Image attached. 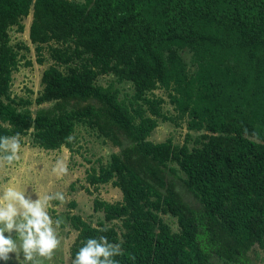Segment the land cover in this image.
<instances>
[{"label":"trees","instance_id":"trees-1","mask_svg":"<svg viewBox=\"0 0 264 264\" xmlns=\"http://www.w3.org/2000/svg\"><path fill=\"white\" fill-rule=\"evenodd\" d=\"M31 11L36 63H50L34 100L11 92L32 62L10 31ZM159 123L183 142L149 140ZM78 126L119 149L81 188L111 184L122 198L95 197V225L66 215L70 264L100 236L121 246L119 264H260L250 254L264 249V0H0V136L72 151Z\"/></svg>","mask_w":264,"mask_h":264},{"label":"rangeland","instance_id":"rangeland-1","mask_svg":"<svg viewBox=\"0 0 264 264\" xmlns=\"http://www.w3.org/2000/svg\"><path fill=\"white\" fill-rule=\"evenodd\" d=\"M31 17H27L22 21L24 31L17 33L15 30L10 31L11 44L15 45L23 43L28 47L27 52H23L27 60H31L32 65L26 66L22 60L19 69L13 73L12 96L26 98L27 96L34 100L37 94L42 89L40 80L44 69L48 67V63L38 65L34 45L29 41L28 30ZM184 56V55H183ZM185 57V56H184ZM109 78H104L100 81L101 84H106ZM122 93L129 94L131 91L128 85H116ZM158 93V92H157ZM161 93V92H160ZM159 93V94H160ZM51 105L44 104L41 106L31 105L32 113L39 109H47ZM185 131L175 128L170 123H159L158 127L152 132L149 140L153 142H163L167 138H172L175 144L182 143ZM75 144L73 150L62 147L57 151H44L30 145V138L24 137L21 140V150L19 160L11 167L5 166L0 169V194L5 188L12 187L18 191L25 193V198H30L35 201L40 195L54 196L56 193L63 195L64 200L54 199L53 207L49 209V214L53 221L57 219L51 213L55 211V215L60 221L57 227L58 237L61 241L59 247L53 252L50 259L37 257L41 264H70L69 247L76 237V233L71 230L66 215H78L83 220L97 224L102 219V214L94 212L93 200L95 197L103 201L113 203L120 201L122 194L119 189L114 188L111 184L101 185L99 190L93 195H88L81 188L87 187L86 172L88 169L97 168L99 164H106L112 153H118L119 149L111 146L110 143H104L102 138H98L96 134L84 126L76 127ZM57 159H65L68 172L63 176H56L52 172ZM38 192V193H37ZM75 202V207L70 208L69 203ZM175 230L174 220L167 219ZM55 226V225H54ZM9 234L6 232L5 236ZM12 236L19 243V238L13 232ZM250 256L257 259L260 264H264V249L255 246ZM7 261L0 259V264H32L30 261H25L22 250L9 253Z\"/></svg>","mask_w":264,"mask_h":264},{"label":"clouds","instance_id":"clouds-1","mask_svg":"<svg viewBox=\"0 0 264 264\" xmlns=\"http://www.w3.org/2000/svg\"><path fill=\"white\" fill-rule=\"evenodd\" d=\"M21 146L18 133L0 136V169L11 167L19 160ZM52 172L58 177L65 175L68 172L66 160L57 159ZM54 199L63 201L64 197L60 193L54 196L38 193V199L33 201L25 198L24 192L5 188L0 194V259L7 261L9 253L20 250L25 261L32 264H41L37 257L51 258L61 243L57 232L60 221H53L49 214ZM6 232L8 236H5ZM13 232L18 236L19 243L13 238ZM122 254L121 246L105 236L88 238L77 251L72 264H119L115 257Z\"/></svg>","mask_w":264,"mask_h":264},{"label":"water","instance_id":"water-1","mask_svg":"<svg viewBox=\"0 0 264 264\" xmlns=\"http://www.w3.org/2000/svg\"><path fill=\"white\" fill-rule=\"evenodd\" d=\"M29 17H31V20H32V11H31ZM30 23H31V21H30ZM29 25H30V24H29ZM28 33H29V30H28Z\"/></svg>","mask_w":264,"mask_h":264}]
</instances>
